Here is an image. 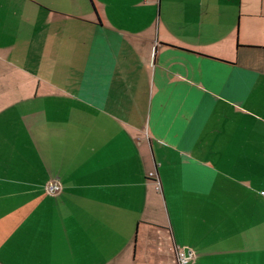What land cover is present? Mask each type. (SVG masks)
Masks as SVG:
<instances>
[{"label": "crops", "instance_id": "0c3cea01", "mask_svg": "<svg viewBox=\"0 0 264 264\" xmlns=\"http://www.w3.org/2000/svg\"><path fill=\"white\" fill-rule=\"evenodd\" d=\"M176 246L264 264V0H0V264Z\"/></svg>", "mask_w": 264, "mask_h": 264}, {"label": "built area", "instance_id": "2783aa9c", "mask_svg": "<svg viewBox=\"0 0 264 264\" xmlns=\"http://www.w3.org/2000/svg\"><path fill=\"white\" fill-rule=\"evenodd\" d=\"M154 172L150 176H154ZM62 185L58 179H52L45 185V191L50 195H59L62 192ZM177 264H194L197 258L196 251L191 247L176 246L174 248Z\"/></svg>", "mask_w": 264, "mask_h": 264}, {"label": "rangeland", "instance_id": "374dc122", "mask_svg": "<svg viewBox=\"0 0 264 264\" xmlns=\"http://www.w3.org/2000/svg\"><path fill=\"white\" fill-rule=\"evenodd\" d=\"M26 68H31V67H24V69H26Z\"/></svg>", "mask_w": 264, "mask_h": 264}]
</instances>
